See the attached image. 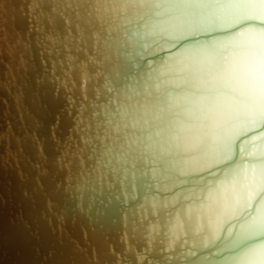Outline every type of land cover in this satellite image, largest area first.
<instances>
[{"label": "snow or ice", "instance_id": "snow-or-ice-1", "mask_svg": "<svg viewBox=\"0 0 264 264\" xmlns=\"http://www.w3.org/2000/svg\"><path fill=\"white\" fill-rule=\"evenodd\" d=\"M49 3L32 17L50 58L37 84L47 78L55 97L63 91L71 157L84 164L87 154L101 174L119 226L118 264H264V183L242 185L219 165L185 166L203 147L196 133L214 74L261 112L235 143L264 130V0ZM239 7L255 11L237 18ZM66 154L58 168L71 165Z\"/></svg>", "mask_w": 264, "mask_h": 264}, {"label": "water", "instance_id": "water-1", "mask_svg": "<svg viewBox=\"0 0 264 264\" xmlns=\"http://www.w3.org/2000/svg\"><path fill=\"white\" fill-rule=\"evenodd\" d=\"M23 10L19 18L13 15L12 29L21 43H28L29 53L21 55L23 68L17 67V56L13 54V79L6 69L9 55L3 44L0 47V264H114V250L120 249L119 226L114 231L112 222L116 225V217L111 221L106 199L95 198L86 214L85 200L82 198L78 210L74 192L69 196L63 190L66 170L57 167L56 158L65 152V145L69 154L75 150L69 133L72 118L67 115L63 91L57 98L54 83L45 79L37 84L46 74L40 59H49L44 50L38 52L41 44H33V35L43 42V34L33 30L35 20L33 16L28 19L24 5ZM4 30L5 23L0 34ZM56 71L59 74L58 66ZM57 117L59 125L54 127ZM62 159L66 161L68 155ZM90 163L94 165V161ZM83 168L73 159L70 184H74L78 169L82 175L84 170L89 171L86 154ZM104 242L110 244L113 253L106 252V247L101 249Z\"/></svg>", "mask_w": 264, "mask_h": 264}, {"label": "bare ground", "instance_id": "bare-ground-1", "mask_svg": "<svg viewBox=\"0 0 264 264\" xmlns=\"http://www.w3.org/2000/svg\"><path fill=\"white\" fill-rule=\"evenodd\" d=\"M6 2L7 5L5 7V1L0 0V28L3 27L4 23L7 25V30L2 31V34H0V38H2L0 41V47H2L3 44L5 54L9 55V65L6 66V69L10 74V78L13 79L11 73V67L14 64L13 54L15 53L17 56V59H15L17 67L21 66L23 68L25 61L21 55L24 51L29 53V48L27 46L28 43H21L19 40V34L12 29L13 15H17L18 18L23 15L24 5L26 6L29 19L32 16L38 15L41 11H50L51 5L49 0H44L42 8L35 7L38 0H28L25 4H23L24 0H6ZM15 2H17L16 8L14 7ZM235 2L242 5L252 6L260 4L261 0H235ZM254 11L255 10L252 7H239L231 10L233 16L237 18L251 16ZM261 12L262 15L260 18L264 19V9H261ZM35 26H37L36 20L34 27ZM29 29L31 28L29 27ZM245 31H248L250 34L253 32L252 29H246ZM26 40L28 41L27 36ZM256 40L259 44L260 38L258 36L256 37ZM17 43L19 44L18 47L16 46ZM33 44L35 46L41 44V48L37 49L38 52L44 50V54L47 55L44 43L40 42L37 34L33 35ZM48 59L50 58L48 57ZM41 60L42 59H40V62ZM116 63L117 61L114 59L113 66H115ZM213 81L214 90L212 97L202 114L201 123L198 126L196 133L197 136L202 139L203 147L200 152L195 154V156L185 161V166H207L208 164L222 165L228 162L223 166H219L223 170V173L227 174V178H231L235 174L239 176L242 185L264 183V130H261L260 132H253L251 136L245 137V139L240 143H235L240 133L246 132L248 129L253 127V125L249 123V120L257 121L261 119V112L259 109L248 107L241 101L239 98L238 87L225 73L214 74ZM12 83L14 82L12 81ZM14 98L16 99L17 97L14 96ZM241 147L243 149L242 151L240 150ZM64 149H67L66 145ZM75 151L76 149L71 151V153H74ZM71 153L67 154L68 159H72ZM68 159L64 161V163H67ZM77 163L80 165V168L84 169L83 164H81L78 160ZM90 164L91 163L89 161V171L84 170V175H82L79 169L77 170L78 176L73 174L75 178L74 184L69 183V180L72 179V171H69V167L65 169L66 183L63 188L64 191L69 193V196L72 195V192H74L78 210H81L80 203L82 198L85 200L86 214L95 198L103 196V198L107 200V192L101 195V174L95 170V162L93 166H90ZM42 173H44L43 169ZM225 178V175L222 174L221 179L223 180ZM56 185L58 186L59 184L57 183ZM106 200V209L111 217V221H113L112 219L115 214L113 209L107 205ZM112 223L114 225V231H116L117 223L116 225L114 222ZM117 240H119V234L117 235ZM104 247H106V252L108 251L109 253H113L109 243L104 242L101 249ZM204 255H207V253H204ZM192 259L195 261V264H211V258H209L208 261H204L202 259L197 260L195 257ZM114 264H118L117 257H115Z\"/></svg>", "mask_w": 264, "mask_h": 264}]
</instances>
